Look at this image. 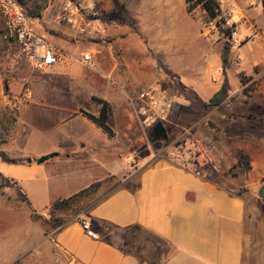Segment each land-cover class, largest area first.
Listing matches in <instances>:
<instances>
[{
  "label": "crops",
  "instance_id": "obj_1",
  "mask_svg": "<svg viewBox=\"0 0 264 264\" xmlns=\"http://www.w3.org/2000/svg\"><path fill=\"white\" fill-rule=\"evenodd\" d=\"M232 1L243 6V20L238 24L242 37L255 34V39L240 47L250 43V57L243 63L230 50L226 75L228 95L233 98L231 107L216 114L208 129L195 131L193 140L184 139L187 147L206 148L219 169L216 172L205 164L202 176L179 163L175 154L143 157L132 172L125 164L97 162L96 158L109 156L104 154L105 148L96 151L95 143L105 145L111 140L95 124L75 114L85 110L87 99L91 101L92 97L120 109L130 88L139 80L138 58L127 55H139L143 44L131 33L129 22L158 52L191 64L188 55L203 35L193 12L186 10V0H96L108 18L105 42L77 36L50 8L29 19L31 30L63 50L66 57L48 72V79L41 78L39 88L32 86L31 92L27 90L28 97H37L47 112H56L62 129L53 138L57 144L62 149L71 144L80 153L76 160H69L66 155L65 160L56 157L42 165L27 157L32 160L30 164L25 161L12 165L19 167L17 170L3 167L5 163L0 161V174L18 181L31 207L42 212L99 186L97 199L84 218L76 215L53 230L50 237L40 238L35 253L40 262L153 264V253H157L156 264H264V205L256 199L264 185V139L240 133L241 127L264 116V27L250 14L259 2L264 7V0H219L221 9ZM253 2L255 6L251 5ZM115 5L128 23L119 21ZM210 37L219 38L215 33ZM86 52L92 60L89 65L80 59ZM180 78L183 79L181 75ZM49 79L56 82L55 86L48 85ZM220 87L217 79L210 88L202 86L199 90L194 88V92L207 102ZM50 93L54 94L52 100ZM93 108L94 113L99 110L97 105ZM230 124L235 137L223 135ZM192 128H182L183 134ZM85 152L92 154L79 159ZM239 153L244 155L242 164ZM45 172L51 176L46 174V178ZM44 177L53 182L47 189ZM112 177L113 182L105 181ZM243 188L245 191L240 192ZM49 189L59 193L51 197ZM84 222L88 231L82 228ZM31 257L27 255L23 264H34Z\"/></svg>",
  "mask_w": 264,
  "mask_h": 264
},
{
  "label": "rangeland",
  "instance_id": "obj_2",
  "mask_svg": "<svg viewBox=\"0 0 264 264\" xmlns=\"http://www.w3.org/2000/svg\"><path fill=\"white\" fill-rule=\"evenodd\" d=\"M17 1L25 10L34 11L33 15L38 17L44 10L50 8L54 16L60 18V8L68 0ZM70 1L85 3V0ZM94 1L99 7L96 0ZM238 5L243 7L240 4ZM251 5L255 6V2ZM115 6L117 8L116 16L119 21L128 23L127 18L124 15H120V7ZM250 12L256 22L261 27H264V7H262V2H259V6L251 9ZM102 14L104 22L107 21L106 14L104 12ZM243 14L247 15L246 10H243ZM192 17L198 21L200 32H202L207 18L200 6L194 9ZM1 22L0 17V152L5 153L8 157L21 159L23 163H25L27 157L36 158L51 152H58L59 156L57 158L61 160H65L66 155H68L69 160H74L80 153L77 147L69 144L67 148L62 149L57 144V140L53 139L62 130L59 118H56V112H47L37 97H28L31 87L38 86L39 88L41 78L48 79L49 73L40 74L33 71L30 63L18 55L15 46L1 40L3 29ZM241 22L237 23V27ZM128 25L131 28V33L143 44V51L139 55H127L132 56L133 59L138 58L139 80L130 88L126 98L123 99V107L120 109L112 108L106 101L109 105L108 126L112 134L109 136L101 131L111 141L105 143V145L97 141L95 145L98 146H96L98 148L96 151H101L105 148L106 152L104 154H108L109 157L104 159L96 158L95 161H104L106 164L111 163L113 165H116V163L125 164L129 172L136 168L137 162L145 154L154 158L159 155L171 156L177 152H187L190 154V160L195 162L196 157L199 155V148L195 146L187 147L184 139L193 140V135L199 128L208 129L216 114L223 113L231 107L233 98H229L228 95L219 106H200L196 104L192 110H190L191 105L188 99H197L195 98L197 95L194 92V88L198 90L202 86L205 89L207 87L210 88L211 85L213 86L217 82V79L221 84L224 77L227 79V71L225 74L223 73L220 60L222 49L227 42L224 38L216 39L217 37L211 38L210 36L204 37L200 35L199 41L194 45L191 54L188 55L191 60V64H189L188 62L184 63L182 58H169V56L158 52L132 22H129ZM238 30L240 33L241 28L238 27ZM249 48L250 43L245 44L242 48H231L230 50L243 63V60L247 61L250 57ZM237 62L238 60H236ZM218 69H220V74L217 75ZM180 75L183 79L180 78ZM230 81H232L231 77ZM55 84L56 82L53 79H49L48 85L55 86ZM147 86H158L161 92L171 101L172 107L169 120L167 123L162 124L167 131L166 140L157 139L153 132L154 126L146 127L141 125L136 115L134 98L141 88ZM27 90L30 92H27ZM49 97L52 100L54 94L50 93ZM96 105L99 106L96 102L88 101L87 99L86 109L79 110L75 114L91 122L86 115L97 116L100 106L99 110L94 113L95 109L93 106L95 107ZM174 107L177 111L176 115L173 113ZM257 115H260V112H257ZM260 119H264V116H258L253 122L241 127L240 133L242 136L257 140L264 139V126L255 124ZM190 126L193 127L192 130L187 134H183L182 128H189ZM230 126L232 125L230 124ZM223 135L225 137H235L234 131L231 132L230 129L227 132V128L223 130ZM87 154L92 153L85 152V156L79 159H84ZM3 167L14 170L19 168L8 164H3ZM231 170L229 173H231ZM217 172H219V169ZM233 173H236L235 169ZM46 174L45 172L44 176L47 178ZM38 175L41 177V173ZM47 175L48 178L51 176L49 172ZM45 177L43 179L44 189H47L53 182ZM114 179L112 177L105 181L113 182ZM98 187L94 185L85 189L71 196V198L62 200L66 201V203L55 208V204L62 202L59 201L42 212L36 211L31 207L18 181L0 174V264H23L25 257L29 254L32 255L31 263L46 264L47 262H40L39 257L35 254L37 252L36 249L40 246V238L49 236L53 230L61 227L76 215L84 218L88 207L95 200L94 198L97 199ZM243 191H245V188L241 189L240 192ZM50 192L51 197H55L59 193V191L55 192V190H50ZM256 199L260 201L258 192L256 193ZM29 248H32L34 252H31ZM164 251H167V249H164ZM14 252L16 253L15 255H13ZM153 254V264H156L155 257L157 253Z\"/></svg>",
  "mask_w": 264,
  "mask_h": 264
},
{
  "label": "built area",
  "instance_id": "obj_3",
  "mask_svg": "<svg viewBox=\"0 0 264 264\" xmlns=\"http://www.w3.org/2000/svg\"><path fill=\"white\" fill-rule=\"evenodd\" d=\"M0 17L3 23L1 40L15 46L18 55L30 63L33 71L46 74L53 67L63 63L66 54L31 30L25 9L17 0H0ZM60 20L69 25L81 38L106 41L103 14L94 0H85L84 4L66 1L60 8ZM242 20L241 8L232 1L226 8L220 7L217 18L206 20L201 33L204 37L215 33L219 38H224L231 48H240L244 43L253 42L255 39V34L248 37L241 36L237 23ZM80 59L84 65L92 62L87 52L83 53ZM134 101L136 115L141 125L153 127L158 123L168 122L172 104L158 86L141 88ZM175 159L184 166H190L196 176L203 175L202 166L205 164H209L214 171H218L208 156L206 148H199V155L195 162L190 160V154L187 152H177ZM82 228L89 230L86 222L82 223Z\"/></svg>",
  "mask_w": 264,
  "mask_h": 264
},
{
  "label": "trees",
  "instance_id": "obj_4",
  "mask_svg": "<svg viewBox=\"0 0 264 264\" xmlns=\"http://www.w3.org/2000/svg\"><path fill=\"white\" fill-rule=\"evenodd\" d=\"M186 4H187V12L188 13H192L194 11V9L197 6H200L201 9L203 10V12L206 15L207 19H215L219 16L220 13V2L219 0H186ZM32 17H38L37 15H32ZM230 45L227 43L224 48L222 49L221 55H220V60H221V66H222V70L223 73L225 74L227 69L229 68L230 62H229V53H230ZM230 86L228 83V80L226 79V77H224V80L221 84V87L219 88V90L217 92H215L210 99L208 100V102L205 104V102H202L197 96H195V98L192 100V98H189V102L191 105L190 110H192L196 104H199L200 106H205V105H211V106H219L221 105L224 100L227 98L228 96V92H229ZM92 101L96 102L99 106H100V110L98 112L97 116H93L90 114H87L86 117L93 123L95 124L98 128H100L105 134L111 136V129L108 126V118H109V105L106 101L92 97L91 98ZM173 113H175L174 115H176L177 111L175 109V107L173 108ZM257 126H264V119H260L257 120V122L255 123ZM231 129V132H233L234 130V126H230L227 127V132H229V130ZM166 131V129H165ZM167 134V131H166ZM147 154L142 155L141 157H145ZM59 156L58 152H51L48 154H44L39 156L38 158L33 159V162L36 165H42L43 163L52 160L56 157ZM238 159H239V163L242 164L243 160H244V155L242 153L238 154ZM0 160L1 162L8 164V165H21L23 164V161L21 159L18 158H12V157H8L5 153L0 152ZM66 203V201H62L60 203H57L54 205V207L56 208L58 205L64 204Z\"/></svg>",
  "mask_w": 264,
  "mask_h": 264
},
{
  "label": "water",
  "instance_id": "obj_5",
  "mask_svg": "<svg viewBox=\"0 0 264 264\" xmlns=\"http://www.w3.org/2000/svg\"><path fill=\"white\" fill-rule=\"evenodd\" d=\"M25 13H26V16L30 19L32 17V15L34 14V11L25 10ZM153 132H154L157 139H159V140L160 139L161 140L167 139V134H166L165 128L163 127L162 124H160V123L156 124L153 128ZM31 161H32L31 158L26 159V162L28 164H30ZM258 195H259L260 202L262 203V205H264V185H262L261 188L259 189Z\"/></svg>",
  "mask_w": 264,
  "mask_h": 264
}]
</instances>
